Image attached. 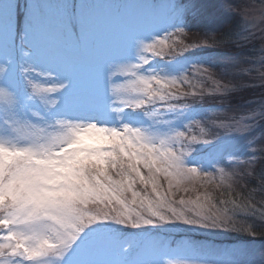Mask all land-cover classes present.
<instances>
[{
  "label": "snow or ice",
  "instance_id": "snow-or-ice-1",
  "mask_svg": "<svg viewBox=\"0 0 264 264\" xmlns=\"http://www.w3.org/2000/svg\"><path fill=\"white\" fill-rule=\"evenodd\" d=\"M198 16L194 0H0V264H264V245L220 239L255 235L236 217L264 206L232 191L254 171L249 125L196 104L235 87L208 41L182 39Z\"/></svg>",
  "mask_w": 264,
  "mask_h": 264
},
{
  "label": "rangeland",
  "instance_id": "rangeland-1",
  "mask_svg": "<svg viewBox=\"0 0 264 264\" xmlns=\"http://www.w3.org/2000/svg\"><path fill=\"white\" fill-rule=\"evenodd\" d=\"M94 2L104 6H119V10L124 11V6L135 5L139 3L140 0H94ZM194 2L203 8L201 21L205 23V33L196 39L192 38L191 41H185L186 39L184 38L182 39L185 43L199 44L211 38L210 35H206L208 32L212 33V31L216 30L218 27L222 25L225 26L228 24L229 20H231L230 22L233 21V27L230 28V26H228L230 29L228 30L230 39L224 40L225 43L229 42L231 47L225 50L227 52H220L221 54L216 56L217 60L214 65L219 67L220 74H218L219 77L215 78L219 79L222 84L227 83L230 86L235 85L232 91L243 87L251 91H257L252 96L250 94L244 95L243 93V95L250 100L242 104V106L239 105L232 109L228 108L229 106H225L226 108L223 107V109L219 108V106H217L216 109L210 106L207 107L215 110L209 113L210 119L240 120L243 118V123L249 125V130L238 133L237 135L240 136L241 143H247L249 140L252 141L242 159H251L253 161L252 168L254 171L252 174H248L249 165H239L236 168L237 174L232 182L233 188H235L237 184L234 182H238V180H241L244 176L248 177V180H251L255 172L260 170V174L264 173V115H259V113L264 110V108H262V106H264V0H194ZM128 11H132V9H128ZM207 17L213 18L214 23L209 25L207 23ZM224 42H220V45L224 44ZM207 48L208 47L205 49ZM223 75H226L227 79L224 78ZM206 87H212L210 82H206ZM215 96H218L220 99L224 97L220 95ZM244 96L242 97L243 100ZM199 100V98L196 100V104L197 102L199 104ZM189 102L191 103L192 101L190 100ZM253 110H255L257 115L254 120H250L248 116ZM258 177H260V175H258ZM248 180L245 179L242 183H247L249 182ZM239 184L238 182V185ZM241 185L242 184H240V186ZM233 188L232 191L234 190ZM209 191H211L213 195L219 194L213 187H209ZM253 197L257 207L264 206V187H259ZM236 220L238 227L243 225L255 228L257 224L264 223V220L258 217H246L242 214H238ZM260 221L263 222L257 223ZM240 233L247 236L249 239L248 242L228 241L234 238L236 232H226L222 234L220 239L223 240V242L225 241L224 244L226 246L240 244L260 249L261 246L264 245V239H256V235L243 232ZM208 235V233L200 231L197 233V238L202 239ZM170 239L179 240L180 237L173 235Z\"/></svg>",
  "mask_w": 264,
  "mask_h": 264
},
{
  "label": "trees",
  "instance_id": "trees-1",
  "mask_svg": "<svg viewBox=\"0 0 264 264\" xmlns=\"http://www.w3.org/2000/svg\"><path fill=\"white\" fill-rule=\"evenodd\" d=\"M230 21L231 20H229L228 24H226L225 26L222 25V26L218 27L216 30L212 31V33L208 32L206 34V35H210L211 38L207 39L210 46L207 49L203 50V52L205 54H212L216 57L219 54H221L220 52L225 53V52H227L225 50H227V48L231 47V44H229V42L228 43L224 42V40L230 39V35L228 34L229 33L228 30H230V29L228 28V26H230V28L233 27V25H232L233 21L232 22H230ZM204 24L205 23L203 21H201V16H198L196 18H189V28H188L186 34L182 38L186 39L185 41H191L192 38L196 39V38L200 37V35H203L205 33L206 28L204 29ZM220 42H224V44L220 45ZM216 60H217V58H216ZM210 71L212 72L214 78L219 77L218 74H220V69L217 65H212L210 67ZM223 77L226 78V75H223ZM255 92H257V91H251L248 88L243 87L241 89H237V90L229 92L222 99H220L218 96L216 97L215 95H207L206 94L203 98H199L200 99L199 104L197 102V105L203 106L205 108L210 106L214 109H216L217 106H219V108H221V109H223V107L226 108L225 106H227V107L229 106L228 108L232 109V108H235L239 105L242 106V104H244L245 102L250 100L244 96L245 94H250L252 96L253 94H255ZM243 93H244V95H243ZM243 96H244V100L242 99ZM259 172L261 173L260 170L258 172H255L254 177L251 180H248L249 178L246 176L243 177L244 179L242 178L243 180L242 179L238 180V182L240 184H242L241 186H240V184L238 185V182H234L237 185H236V187L234 186L235 188H233L234 189L233 190V196L236 197L238 194L239 199L244 200L249 195H252V197H253V195H255L256 192L258 191L259 187L263 188L261 185L260 177H258V175L261 176V174ZM245 179L248 180L249 182H247V183L243 182V183H246V184H243L242 181H245ZM217 193H218V190H217ZM253 199H254V197H253ZM261 222H263V221H260L257 223H261ZM255 228H256L255 229L256 239H264V223L257 224L255 226ZM231 239L232 240H228V241L248 242V240H249L247 238V236H245V234L243 235L240 232H236L234 238H231Z\"/></svg>",
  "mask_w": 264,
  "mask_h": 264
}]
</instances>
